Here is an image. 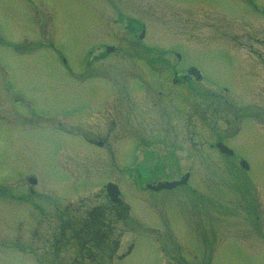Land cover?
<instances>
[{
  "label": "rangeland",
  "instance_id": "374dc122",
  "mask_svg": "<svg viewBox=\"0 0 264 264\" xmlns=\"http://www.w3.org/2000/svg\"><path fill=\"white\" fill-rule=\"evenodd\" d=\"M261 7L264 0H0V187L34 172L37 190L88 199L92 207L106 196L103 183L117 184L130 213L115 220L119 245L100 264H264ZM118 10L146 24L144 42L163 51L176 48L206 81L174 84L170 67L177 59L170 50L162 53L161 72H141L149 65L143 56L125 53L138 38L114 22ZM99 41L116 42L120 50L86 66L85 53ZM136 75L145 80L142 97L128 89L141 84ZM208 83L228 91L213 88L218 92L207 95L202 91ZM110 94L134 109L100 149L81 135L90 124L95 131L93 121L77 119L86 108L103 107ZM144 94L155 95L162 112ZM55 115L60 120H48ZM103 123L98 128L106 132ZM217 139L236 157L210 147ZM107 147L115 150L113 158ZM137 162L139 169H124ZM184 174L187 184L172 189L144 187ZM6 186L0 195V264H33L28 231L18 239L23 251L12 244L10 193L26 191ZM27 197L18 218L36 213L33 203L43 195ZM62 251L36 254L45 264H70L72 250Z\"/></svg>",
  "mask_w": 264,
  "mask_h": 264
},
{
  "label": "flooded vegetation",
  "instance_id": "af4514ba",
  "mask_svg": "<svg viewBox=\"0 0 264 264\" xmlns=\"http://www.w3.org/2000/svg\"><path fill=\"white\" fill-rule=\"evenodd\" d=\"M253 5V4H252ZM256 7V5H254ZM117 15L115 16L117 20H115V23H120L121 25L123 24L124 29L130 30V32L135 35L138 38V41L136 42L133 40L132 44H134V49L131 48V52L125 51L126 54L129 55H138V57L143 56V60L146 61V63L149 65L147 69V72L140 70L141 72L150 73V72H161L158 70V64L162 61L165 60L163 59L162 53H167L165 51H169L175 55L177 62L173 63V67H170L171 69V75L173 76V83L177 84L179 82H189L191 83V79L195 78L193 75L189 74V69L190 67L196 66L200 73H201V78L204 77L202 69H200L197 65L194 63H184L182 60L181 54L178 55L177 49L173 47L168 49V50H162L160 49L161 47L157 48L156 44H150L144 42L146 39V29L144 26L146 24L142 20L138 19H129L128 17L125 18L124 16H127V14H124L120 10H118ZM124 17V18H123ZM110 23L106 21V24L109 25ZM144 29V35L143 37L140 36L142 30ZM135 41V42H134ZM142 44L141 46H138ZM156 46V47H155ZM143 50L141 51V48ZM117 43L113 41H99L93 43L85 53V56L88 57L86 60V66H89L92 64L93 60H98V59H106L110 55L115 54L118 52L120 49H117ZM127 50V49H126ZM142 59V58H140ZM183 64L179 68L177 64ZM145 66V65H144ZM145 69V70H146ZM70 71V70H69ZM71 72V71H70ZM137 76V75H136ZM200 78V79H201ZM199 78H195V80H200ZM137 80L141 82V84H138V87L136 90L129 89V91H132L133 93L138 94L139 96L142 97V82L145 83V80L137 76ZM204 80L206 81L205 77ZM203 93H206L207 95L209 93H215L218 92L215 89H222L223 91H228L226 86H217V85H207L203 86ZM154 93L158 96H160L158 89L156 88L154 90ZM145 97L147 98V103L151 105L152 108L160 109L156 105V100L159 101L158 99L155 98V95H147L144 94ZM111 98H108L107 101L105 102V105L103 107H96L93 110H90V108H86V112L82 114L77 120L79 121H84L85 124L88 125V123H93L96 125L95 131L92 130V126L90 124V127H88V132H83L84 137L86 140H88L92 145L102 149L105 148V144L107 141L110 139V135L115 127V125L118 124L119 120L125 121L129 118V113L128 110L131 108L132 110L134 108L130 107V105H127L128 103L125 104V106L121 105L115 97L110 94ZM144 97V98H145ZM143 98V99H144ZM156 99V100H154ZM145 103V100H143ZM123 106V107H122ZM138 111H140L139 107L137 108ZM161 110V109H160ZM88 112V113H87ZM162 112V110H161ZM61 118V117H60ZM60 118L55 116H49L48 120L54 121V120H60ZM28 119V118H26ZM106 126V132L101 131L102 128L99 127L98 125H102V122ZM191 121V120H190ZM189 122H186L188 124ZM105 133V134H103ZM192 136V134H190ZM224 140L222 139H217L216 142ZM210 143V147H214V144L216 143ZM139 146V145H138ZM108 148V147H107ZM109 153V157L113 158V152L115 150L108 148L107 149ZM131 154V152H130ZM128 154L131 158L130 161L134 159V155L139 156L138 150L133 149V154ZM139 158V157H138ZM129 162V161H128ZM129 164V163H128ZM124 164L125 170L127 169H139V162L135 163L134 166L129 167V165ZM135 169V170H136ZM18 180H9L6 181L7 184L10 185V188L14 189L16 185L18 188L22 187L24 189L23 191H26L24 194L18 195V194H13V192L10 193L11 200H12V209L14 210V216L12 217V225L14 226L13 228V237H14V242L12 243L13 246H16L20 251H23V246L18 240L20 237H22V234L24 232L28 231V235L32 237V242L29 245V250L30 254L32 255V263L34 264H45L46 260H40L37 256V252L41 250V253L43 255H54L56 256L57 253L63 249V253L66 252V248L68 252L73 253L72 259L70 258L69 263L70 264H82L84 255L82 251H86V253L92 251V248L94 249L95 247H99L96 245V239L101 240L100 238L105 237L106 234H108V231L112 230V224L111 221L114 222L112 219L113 215L117 216L116 218H119V220H123L122 217L127 216L129 212V207L127 204H125L123 201H113V198L111 199L107 194L102 198V200L94 203L91 206L88 204V199L82 200L78 198L77 200H71L70 198L66 197H49L47 192L45 190L39 191L36 189L37 184L39 183V178L34 172H24L18 176ZM168 180H162L158 181L156 183H164ZM109 182V181H107ZM1 184V182H0ZM6 184V185H7ZM14 184V185H13ZM153 181H148L144 184V187L147 190H152L150 189L151 187L149 185H153ZM1 186L0 187V195L2 189H5L7 191L8 187L7 186ZM104 185V184H103ZM102 185V186H103ZM105 186V185H104ZM165 191V189H163ZM36 194H41L43 195L42 201L37 202L35 201L33 205L35 206L36 213L29 214V217H25V214L21 212V217L18 218L17 215H15L16 211L18 212V207L22 204H25V200L30 197H27V195H36ZM46 196V197H45ZM122 196V195H121ZM45 198V199H44ZM50 203V204H49ZM31 211V210H30ZM20 213V212H19ZM98 225L100 226V230L98 231ZM26 227V229H25ZM96 228V230H94ZM111 228V230H110ZM114 228V226H113ZM16 229L19 231H16ZM94 230V231H93ZM21 232V233H20ZM15 234V236H14ZM100 234V237H99ZM12 242V241H11ZM19 242V244H18ZM11 244V243H10ZM93 244V245H92ZM119 243H115V246L113 245V242L109 244V247H105L106 251H112V249L115 250V248L118 247ZM42 246V248H40ZM84 248V250H83ZM130 248V247H128ZM57 264H64L60 263L58 260L56 262Z\"/></svg>",
  "mask_w": 264,
  "mask_h": 264
},
{
  "label": "trees",
  "instance_id": "16d2710c",
  "mask_svg": "<svg viewBox=\"0 0 264 264\" xmlns=\"http://www.w3.org/2000/svg\"><path fill=\"white\" fill-rule=\"evenodd\" d=\"M116 217L117 216H115V215H113V217H112V219L114 220V222L117 219ZM111 223H113V221H111ZM100 226L101 225H98V228H97L98 231L100 230ZM111 226H112V230L110 228L111 231H108L107 232L108 234L105 235L104 239L103 238H100L101 240H98V238L96 239V242L95 243L99 247H97V249L94 250L95 252H93V251H90L88 253H86V251H83L82 252L83 255H84V258L86 257V259H83L82 263L83 262L84 263L85 262H89V263L97 262V263L100 264L101 263L100 260H102V257H104V258L105 257L110 258L111 255L114 254V252H113L114 249H112V251H106V250H104V249H106L105 247H109V244H111V242H113V245L114 246H115V243L118 242L117 237L116 238H113V236H115V235L118 236L119 233L116 230L115 224H112ZM113 226H114V228H113ZM94 230H96V228ZM99 237H100V234H99ZM83 250H84V248H83Z\"/></svg>",
  "mask_w": 264,
  "mask_h": 264
},
{
  "label": "water",
  "instance_id": "95a60500",
  "mask_svg": "<svg viewBox=\"0 0 264 264\" xmlns=\"http://www.w3.org/2000/svg\"><path fill=\"white\" fill-rule=\"evenodd\" d=\"M217 147L219 148L218 150H220L221 152L226 153L228 155H231L233 153V151L231 149H228V147L223 145L222 143H218ZM242 165L244 167H247V164L245 162H243ZM187 179H188V174H186L180 180H176L175 182L172 181V182L159 183V184H157L155 186L150 185V187L155 189V190H158V189H161V188H172V187H174V186H176L178 184H182V183L187 182ZM105 187H106L108 195L111 198H113V200H118L119 199V197H117V196H119L120 190H119L117 185H115L113 183L112 184L109 183Z\"/></svg>",
  "mask_w": 264,
  "mask_h": 264
}]
</instances>
